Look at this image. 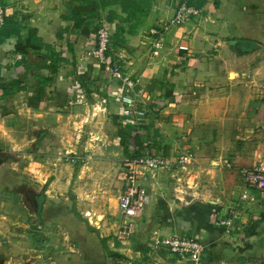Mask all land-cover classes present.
I'll list each match as a JSON object with an SVG mask.
<instances>
[{"label": "crops", "instance_id": "crops-1", "mask_svg": "<svg viewBox=\"0 0 264 264\" xmlns=\"http://www.w3.org/2000/svg\"><path fill=\"white\" fill-rule=\"evenodd\" d=\"M178 3L0 0V264H194L154 248L156 237L174 235L203 243L199 264H264V191H247L239 175L264 164V0L199 1V16L171 27L154 56L150 30ZM103 21L112 28L110 60L139 80L143 118L121 113L129 94L88 56ZM89 146L85 179V166L78 172L62 156ZM146 151L196 160L142 172L151 203L131 239L116 237L122 182L113 223L97 232L81 223L69 188L79 202L81 183L94 191L103 176L120 179L122 160ZM232 209L227 234L215 222Z\"/></svg>", "mask_w": 264, "mask_h": 264}, {"label": "built area", "instance_id": "built-area-1", "mask_svg": "<svg viewBox=\"0 0 264 264\" xmlns=\"http://www.w3.org/2000/svg\"><path fill=\"white\" fill-rule=\"evenodd\" d=\"M201 0H179L174 16L162 25H156L150 30L152 37V54L157 56L164 46L165 35L173 26L183 25L193 18L199 16L200 10L196 4ZM6 13L0 6V31L5 25ZM96 43L94 49L88 53L89 57L94 58L108 69L109 76L120 81L129 94L122 98V114L126 117L137 116L143 118L145 112L140 109L142 93L137 88L139 80L124 74L109 58V51L112 43V28L103 21L96 32ZM90 159V157H89ZM84 159L74 157L72 162L75 164ZM196 156L194 153L180 155L176 160L167 158L164 154L151 151L137 156L126 157L121 162L120 180L122 191L118 197V209L121 215V225L116 233L119 241H127L136 234V220L142 215L151 203V195L140 185L142 172L156 171H176L190 167ZM239 175L248 190L264 191V164L254 168H243L239 170ZM245 191L242 199H248L249 194ZM238 212L232 209L228 218L217 220V226L224 227L227 234L234 231V220L237 219ZM153 246L162 249L170 254L187 258L194 264H199L205 252V246L197 237L190 236H158L153 239Z\"/></svg>", "mask_w": 264, "mask_h": 264}, {"label": "rangeland", "instance_id": "rangeland-1", "mask_svg": "<svg viewBox=\"0 0 264 264\" xmlns=\"http://www.w3.org/2000/svg\"><path fill=\"white\" fill-rule=\"evenodd\" d=\"M75 132L78 133L79 135L82 134V139L83 140L85 139V141H87V138L90 136L89 133H87V131H75ZM110 132H112V131H110ZM114 133L116 134L117 131H115ZM90 137H92V135ZM106 138H110V137H106ZM110 140L112 141V143H114L113 139H110ZM99 142H101V140H99L97 138L96 144ZM68 144H69V148H71L70 143H68ZM114 144H112V145H114ZM85 147H86V145H85ZM85 149L86 148L83 149L84 152H82V153H76V152H72L70 149L66 150L64 148L62 160H63L64 164L73 165L76 168L78 167L76 169V170H78V172H80V168H81L79 165L85 166V168L87 170H86V173H84V177L86 179L89 177L88 174L91 171L88 168V165H89V164H87L88 161L82 162V160H81L75 164L72 162V159L74 157L86 159V157H88L90 155V153L88 151H90L92 149V147L89 146V148L87 150H85ZM91 154H92V152H91ZM96 157H101V158H109V157L112 158L113 157L114 159H119L117 155L111 156L110 154H108V155L96 154ZM91 158L92 157H90V159ZM18 170L19 169L15 167V171H18ZM117 170H118V168H116V171ZM120 171L121 170H119V173H120ZM117 173H118V171L116 172V176H113L114 178L112 180H110V179L108 180V178H107L108 176H103V178L107 179V180H105V181L101 180L100 185H96L94 191H92L90 189L88 184L81 183L80 189H79V191L82 192L81 201H79L80 206L78 205L79 202L77 201V197L73 196V195H75L73 192V190L75 189V185L72 186V189L69 188V194L70 195L72 194V198L75 199V201H73V202L71 201L74 204L73 210L76 211L77 215H79L80 218L79 217L78 218L81 219V223L83 222V224H86L89 227H93L91 229L95 230L96 232L98 231V229H99V231H102V229H104V225H103L104 223H106V224L108 223L110 225L114 221V220H110L111 218L112 219L114 218V216H111V205H112L113 199L117 196V194L119 193V191L121 189V186L118 184L119 182H121V180L118 178L119 174L117 175ZM75 174H78V173L75 172ZM28 181H29L28 184L34 188H38V186L40 185L35 180L28 179ZM28 184H27V186H28ZM101 193L102 194L104 193V196H102ZM100 194H101V196H100ZM10 200H14L17 203V200H19V198L16 196L15 198L12 197ZM35 202L36 201H32L33 204ZM30 206H31V204H30ZM78 207H80V210H78ZM109 225H106V227H108ZM112 231H114V230H112ZM98 234H99V232H98ZM41 239L44 241L45 237L42 235Z\"/></svg>", "mask_w": 264, "mask_h": 264}]
</instances>
